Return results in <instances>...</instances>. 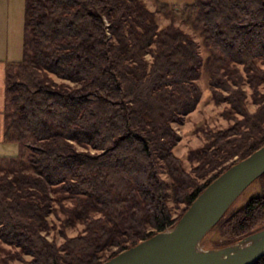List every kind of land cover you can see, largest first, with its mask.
Wrapping results in <instances>:
<instances>
[{"label": "trees", "instance_id": "obj_1", "mask_svg": "<svg viewBox=\"0 0 264 264\" xmlns=\"http://www.w3.org/2000/svg\"><path fill=\"white\" fill-rule=\"evenodd\" d=\"M183 5L177 11L194 18L213 52L215 102L243 116L206 133L191 153L195 174H211L202 184L172 151V123L201 97L195 39L173 20L161 27L144 0H26L23 59L6 73L3 143L31 145L25 155L0 157V240L30 256L24 264H103L174 228L212 181L264 145V97L249 113L238 67L250 83L264 82V0ZM61 198L70 204L66 224L84 230L58 245L47 237L48 217ZM169 198L184 204L176 217ZM231 210L214 227L227 244L264 229V195Z\"/></svg>", "mask_w": 264, "mask_h": 264}, {"label": "rangeland", "instance_id": "obj_2", "mask_svg": "<svg viewBox=\"0 0 264 264\" xmlns=\"http://www.w3.org/2000/svg\"><path fill=\"white\" fill-rule=\"evenodd\" d=\"M144 1L151 10L156 12L158 23L161 27L168 25L173 20L176 25H179L184 31L189 33L199 44L200 53L203 57V67L201 69V75L198 80V85L201 89V97L196 108L192 112H190L189 114L183 117L182 123H172L173 130L179 136V139L177 140L176 144L173 146L172 151L178 158H180L183 168L188 173H190L194 177V179L197 180L196 183L202 184L209 179L208 177H210L211 174H207L206 176L203 177H200L197 174H195L193 169H195L199 165V162L196 161L195 159L190 158L191 153H194L205 146V144L208 142L205 136L206 133L211 131L216 132L230 128L235 124L236 119H243V116L236 113L230 102L224 101L222 103H216L214 100L213 90H211V86H210L211 75L209 73V68L212 65L214 59L213 52L206 45L205 38L202 35L201 29L195 24L194 18L192 17L188 18V16H186L184 12L177 11L183 9L184 7L183 3L190 2L193 0H144ZM164 1L174 5L165 6L163 4ZM2 2H4V0H0V8H6ZM7 3L11 13V15H9V23H8L9 39L11 40V45H12L11 57L9 60H14L16 62L23 59L26 0H9V2ZM174 7L179 9L175 10ZM259 66L264 71V63H260ZM238 67L240 73H242L243 75L242 86H241V89L245 93V95H243V104L245 105V108L249 111V113L254 114L260 108V105L257 103L258 100L264 97V82L263 80H259L257 84L250 83L247 80L248 78L243 70V66H238ZM51 77L57 83H63V82L68 83L67 81L61 80L54 75H51ZM225 79L227 80L226 77ZM249 83L252 84L253 86L251 87ZM222 93L227 97L229 96V94L224 91ZM8 110L9 109H7V111ZM12 143L13 144L5 145L2 142L0 144V157L25 155L28 153L27 147L31 145L30 141L25 144L19 143L21 146L18 145L17 143L14 142ZM22 145L24 146L22 147ZM263 146L264 145H262V147ZM78 149L85 150L82 147H78ZM244 159H242L241 161H243ZM162 176L169 185L170 183H172L166 171H163ZM263 195H264V180L261 179L256 180L232 204V206L230 207L232 209L230 215L236 212V210H240L244 208L252 197L263 196ZM61 200L62 203L58 205L56 204L55 212L49 215L48 217L51 223V229L47 234V237L50 240L56 241L58 245L64 242L65 237L77 236L81 234L84 230V225L80 222L73 224L72 226L66 224L65 209L70 204L64 198H61ZM168 204L171 207V212L174 217H176L180 213V210L184 205L173 202V200H171L170 198L168 199ZM227 241L228 239L222 233V227L220 226L219 228H213L206 235V238L203 239L204 245L201 244L199 248L201 250H218L241 242L239 241L237 243L227 244L228 243ZM18 252H19L18 248L12 247L0 240V264H24V261L31 260L30 256L22 255V254L20 255Z\"/></svg>", "mask_w": 264, "mask_h": 264}, {"label": "water", "instance_id": "obj_3", "mask_svg": "<svg viewBox=\"0 0 264 264\" xmlns=\"http://www.w3.org/2000/svg\"><path fill=\"white\" fill-rule=\"evenodd\" d=\"M264 174V146L233 165L194 200L176 226L103 264H255L264 257V230L218 250H201L206 235L235 200ZM247 246L239 247L240 244Z\"/></svg>", "mask_w": 264, "mask_h": 264}, {"label": "crops", "instance_id": "obj_4", "mask_svg": "<svg viewBox=\"0 0 264 264\" xmlns=\"http://www.w3.org/2000/svg\"><path fill=\"white\" fill-rule=\"evenodd\" d=\"M9 0L2 2L6 8H0V144L4 140L6 117L5 111L7 107V92H6V73L9 64L15 62L9 60L11 57V40L9 39V15L8 7ZM7 33V34H5ZM2 34V35H1Z\"/></svg>", "mask_w": 264, "mask_h": 264}, {"label": "bare ground", "instance_id": "obj_5", "mask_svg": "<svg viewBox=\"0 0 264 264\" xmlns=\"http://www.w3.org/2000/svg\"><path fill=\"white\" fill-rule=\"evenodd\" d=\"M223 217H224V216H223ZM223 217H222V218H223ZM222 218H221V219H222ZM221 219H220V220H221ZM218 223H219V222H218ZM218 223H217V224H218ZM247 244H248V242H246L245 244H240V245H238V246H239V247H245V246H247ZM199 249H200V248H199Z\"/></svg>", "mask_w": 264, "mask_h": 264}]
</instances>
